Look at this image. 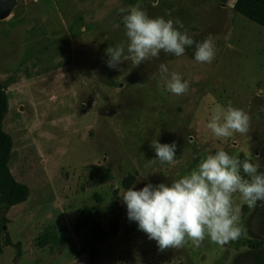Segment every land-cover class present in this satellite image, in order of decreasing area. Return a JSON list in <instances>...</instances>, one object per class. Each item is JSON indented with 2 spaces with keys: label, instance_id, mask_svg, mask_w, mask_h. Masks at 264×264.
I'll list each match as a JSON object with an SVG mask.
<instances>
[{
  "label": "rangeland",
  "instance_id": "obj_1",
  "mask_svg": "<svg viewBox=\"0 0 264 264\" xmlns=\"http://www.w3.org/2000/svg\"><path fill=\"white\" fill-rule=\"evenodd\" d=\"M222 2L17 0L0 20L8 167L29 189L25 202L0 210L10 242L0 264H252L264 251V201L243 205L246 231L235 241L160 251L120 198L129 187L170 185L220 148L264 173V28L234 13L235 0ZM137 3L150 17L179 19L195 40L211 35L213 61L198 63L187 48L109 68V46L124 44L128 55L120 9ZM161 63L188 82L185 94L166 90ZM229 101L250 116V131L217 140L206 124ZM154 139L176 143L173 163H149ZM82 210L91 218L76 231Z\"/></svg>",
  "mask_w": 264,
  "mask_h": 264
},
{
  "label": "clouds",
  "instance_id": "obj_2",
  "mask_svg": "<svg viewBox=\"0 0 264 264\" xmlns=\"http://www.w3.org/2000/svg\"><path fill=\"white\" fill-rule=\"evenodd\" d=\"M120 11L127 13L122 19L128 55L124 44L109 46V68L116 69L123 61L138 67L158 58L161 52L180 57L187 48H194L198 63H211L215 58L212 36L193 39L186 30H180L184 25L179 19L150 17L140 3ZM159 72L166 79L168 92L180 96L188 91V82L177 72L169 73L166 64L159 65ZM206 127L217 140H227L236 133L244 136L250 131V116L230 101L227 106L216 104ZM150 147L156 158L149 163H173L175 142L162 144L154 139ZM259 167L250 156L241 160L238 154L230 155L220 148L170 185L149 183L140 190L129 187L120 198L127 207L128 219L135 221L160 251L183 248L189 243L198 249L205 240L224 246L246 231L241 220L243 205L253 208L258 201H264V173L258 172Z\"/></svg>",
  "mask_w": 264,
  "mask_h": 264
},
{
  "label": "trees",
  "instance_id": "obj_3",
  "mask_svg": "<svg viewBox=\"0 0 264 264\" xmlns=\"http://www.w3.org/2000/svg\"><path fill=\"white\" fill-rule=\"evenodd\" d=\"M225 3L226 0H221ZM233 11L249 21L264 28V0H235L232 6ZM7 111V98L5 89L0 86V210L7 211L9 208L26 201L29 189L26 185L14 180L10 173L8 162L12 141L2 130L1 122ZM91 218L90 210H82L75 222V230L82 231L86 228ZM4 220L0 219V257L4 245H10L8 238L2 242L1 235L4 232ZM252 264H264V251L259 252Z\"/></svg>",
  "mask_w": 264,
  "mask_h": 264
},
{
  "label": "water",
  "instance_id": "obj_4",
  "mask_svg": "<svg viewBox=\"0 0 264 264\" xmlns=\"http://www.w3.org/2000/svg\"><path fill=\"white\" fill-rule=\"evenodd\" d=\"M16 3L17 0H0V20H4L10 15Z\"/></svg>",
  "mask_w": 264,
  "mask_h": 264
},
{
  "label": "crops",
  "instance_id": "obj_5",
  "mask_svg": "<svg viewBox=\"0 0 264 264\" xmlns=\"http://www.w3.org/2000/svg\"><path fill=\"white\" fill-rule=\"evenodd\" d=\"M232 5H233V3H232ZM235 13V12H234Z\"/></svg>",
  "mask_w": 264,
  "mask_h": 264
}]
</instances>
